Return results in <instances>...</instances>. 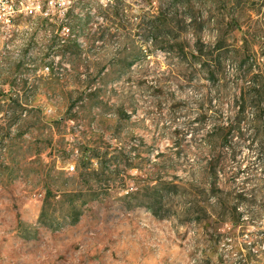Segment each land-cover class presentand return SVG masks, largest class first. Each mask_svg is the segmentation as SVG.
<instances>
[{"label": "rangeland", "instance_id": "obj_1", "mask_svg": "<svg viewBox=\"0 0 264 264\" xmlns=\"http://www.w3.org/2000/svg\"><path fill=\"white\" fill-rule=\"evenodd\" d=\"M163 12L168 22L155 31L152 21ZM54 14L0 33V264H264V190L261 180L247 181L252 175L230 187L220 181L229 192L254 193L250 206H240L243 218L254 220L238 224L157 219L127 196L157 176L186 181L205 167L213 121L199 125V107L211 115L216 98L225 97L229 114L248 84L239 82L240 62L264 69V0H81L66 16ZM152 32L182 36L188 53L195 32L209 44L221 40L228 50L222 70L209 77L201 61ZM58 37L75 39L80 55L62 57ZM90 88L100 92L85 100ZM245 115L252 119L254 110ZM176 131L186 133L181 147ZM86 147L131 158L108 167L115 171L106 175L111 189L98 191L77 225L61 218L52 228L42 225L45 200L59 199L67 179L78 176ZM254 151L240 144L243 168ZM238 166L227 168L229 176ZM257 176L264 178L261 169ZM227 198L237 202L235 194ZM200 200L212 210L218 199ZM211 212L215 219L218 212Z\"/></svg>", "mask_w": 264, "mask_h": 264}, {"label": "trees", "instance_id": "obj_2", "mask_svg": "<svg viewBox=\"0 0 264 264\" xmlns=\"http://www.w3.org/2000/svg\"><path fill=\"white\" fill-rule=\"evenodd\" d=\"M117 13H120L119 10L114 12V14ZM167 22L164 12L163 14L160 13L152 21V28L159 31ZM190 22H196V19L191 18ZM152 33L154 40H166L172 50L183 53L186 59L193 58L201 61L209 77L215 76L222 70V64L227 57L228 50L221 40L209 44L203 40L199 32H195L194 42L189 47L190 52L188 53L186 52L188 41L182 39V36L171 37L163 32ZM56 42L57 45L55 46L60 48L59 53L62 57L66 53H70L72 56L80 55V45L75 39L58 37ZM239 52L243 51L239 50ZM245 52L244 58L249 50ZM246 63L247 60L243 59L239 64L242 70L239 82L248 84L241 88L240 97L231 102L229 114H225L224 111L227 104V98L225 97L216 98V106L210 109L211 115L208 109L203 108V104L199 107L200 113L195 121L199 125H203L210 118L213 121V129L205 137L210 152L205 159L206 164L202 171L189 173V178L186 181L181 179L180 176L174 178V180H164L163 177L157 176L145 188H137L127 194V196H134L137 199V205L146 207L157 219L174 216L182 224L215 223L219 227L222 224H238L247 220H254L251 215L244 219L243 212L240 211V206H250L251 202L247 196L254 193L229 192L228 187L224 188L220 184V181L224 180V185L227 186L229 183L230 187L240 175L247 173L252 175V177L247 178V181L252 183L261 180V189L264 190V178L257 176L259 169L264 174V69H261L257 64L249 63L246 65ZM220 90H225V88L221 86ZM99 92L97 89L90 88L88 90L84 89L82 93H84L85 100H93ZM17 101L20 102V100ZM249 107L254 110L255 115L248 120L245 113ZM185 135V131H176L174 144L181 147ZM246 142L249 143V147H255V160H246L247 164L243 168L242 161L237 160L239 156L238 149L241 143ZM124 152L118 151V154L111 155L108 152L101 153L98 148L86 147L82 151L84 164L80 167L78 176L74 179H67L65 182L66 189L58 190L61 192L59 199L54 195L47 197L45 200L40 214L42 225L52 228L59 218L63 219L64 225H77L82 219L83 207L98 197V191L103 188L107 193L111 189L113 180L106 178V175L107 173L114 174L115 171L109 170L108 167L111 164L120 166L124 163V160L131 158L130 152L126 154ZM177 156H180V153ZM94 160H97L99 164L97 169L92 168ZM170 162L174 170L177 167L176 162L174 159H171ZM235 162H238L239 166L229 176L230 172L227 168ZM203 181H208V183ZM233 194H235L237 202L228 200L227 196ZM204 195L218 199L212 205V210L218 212L215 219L212 218L214 214L211 212V205L200 200V197ZM58 213L61 215L60 217H58ZM261 214L264 218V208L261 210ZM59 227L62 228L63 226L60 225ZM262 233L264 235V231Z\"/></svg>", "mask_w": 264, "mask_h": 264}, {"label": "built area", "instance_id": "obj_3", "mask_svg": "<svg viewBox=\"0 0 264 264\" xmlns=\"http://www.w3.org/2000/svg\"><path fill=\"white\" fill-rule=\"evenodd\" d=\"M81 0H0V29H10L17 21L37 16L55 17L54 11L58 15L66 16L76 3ZM104 1V0H103ZM70 31V27L64 24L63 28ZM74 171L75 167L68 168Z\"/></svg>", "mask_w": 264, "mask_h": 264}, {"label": "bare ground", "instance_id": "obj_4", "mask_svg": "<svg viewBox=\"0 0 264 264\" xmlns=\"http://www.w3.org/2000/svg\"><path fill=\"white\" fill-rule=\"evenodd\" d=\"M4 29H0V33L3 31Z\"/></svg>", "mask_w": 264, "mask_h": 264}]
</instances>
